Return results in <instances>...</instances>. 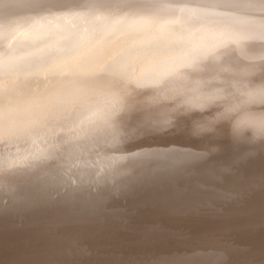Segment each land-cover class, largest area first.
<instances>
[{"label": "bare ground", "instance_id": "6f19581e", "mask_svg": "<svg viewBox=\"0 0 264 264\" xmlns=\"http://www.w3.org/2000/svg\"><path fill=\"white\" fill-rule=\"evenodd\" d=\"M84 2V0H78ZM209 0H96L106 15H120L118 9L151 11L152 5H169L160 11L165 19L179 20L186 31L197 34L205 47L229 53L237 63L258 62L264 54V11L245 7L260 0H227L239 7L198 11L203 19L187 20L186 9ZM95 11L88 12V19ZM77 22V21H75ZM176 35L155 31L134 34V40L153 57L176 47ZM241 57L244 59L242 60ZM247 57V59H246ZM188 64L178 72L163 74L158 83L147 88L163 89L147 97H138L135 84L129 85L131 97L158 106L170 104L179 97L195 103L212 92L220 75L204 67ZM134 90V91H133ZM145 91L142 95H147ZM127 99V98H125ZM160 108L142 109L133 119L124 121L128 133L138 120L158 119ZM117 151L84 155L75 167L85 190H112L113 195L102 211L90 206L84 194L72 195L63 187L45 185L43 171L54 168L49 162L33 172L31 156L43 145L0 142V259L36 258L37 249L26 248V242L59 239L83 254L94 253L101 264L133 261L135 264H157L191 257L210 250L224 240L233 239L251 249L250 256L233 257L235 264L264 260V194L252 193L247 186L264 180V153L235 163L238 151L227 141L222 150L206 159L197 153L217 143L213 137L199 139L187 131L137 134ZM144 150H172L170 159L183 162L153 161L137 167L135 177L122 175V165L131 164L127 157ZM112 151V152H111ZM160 167L155 172L151 169ZM127 184L123 188L121 184ZM195 202L191 211H178L173 205Z\"/></svg>", "mask_w": 264, "mask_h": 264}, {"label": "snow or ice", "instance_id": "6c2138e0", "mask_svg": "<svg viewBox=\"0 0 264 264\" xmlns=\"http://www.w3.org/2000/svg\"><path fill=\"white\" fill-rule=\"evenodd\" d=\"M244 6L264 11V0ZM168 7L154 4L151 11L136 12L118 9L121 14L112 16L106 15L110 11L102 10L96 0H23L19 8L0 19V142L13 145L39 141L43 148L31 156L30 167L36 171L56 162L54 168L43 171L42 182L63 187L72 195H86L95 211L106 207L113 192L85 190L75 172L77 162L84 155L117 151L125 135L129 139L144 135L161 123L149 116L136 121L128 133L122 130L124 121L132 120L135 112L151 106L132 98L129 85L147 88L158 83L163 74L178 72L188 64L198 65L209 57L219 58L213 48L202 44L196 33L186 31L184 23L163 18L158 10ZM236 7L239 5L227 0H209L185 11L191 22L203 19L197 15L198 11ZM92 11H95L92 19L109 26L110 32L155 31L176 35L175 44L180 50L158 68L126 76L125 65L106 48L100 47L95 53L92 49L81 50L84 38L73 30L74 22L87 20V13ZM250 66L254 67V62ZM171 151L129 154L127 160L132 163L121 166L123 177L134 178L137 167L153 161H167L168 166L182 163L180 159H170ZM159 170V166L151 169L153 174ZM121 186L128 187L126 183ZM247 188L252 193L264 194V180ZM195 204L172 207L191 211ZM25 247L37 249L41 254L36 258L0 259V264H101L93 258L94 253L83 254L58 238H37L26 242ZM251 254L249 247L227 239L189 258L157 264H235L233 257ZM246 264L257 262L250 259Z\"/></svg>", "mask_w": 264, "mask_h": 264}, {"label": "clouds", "instance_id": "9594fccd", "mask_svg": "<svg viewBox=\"0 0 264 264\" xmlns=\"http://www.w3.org/2000/svg\"><path fill=\"white\" fill-rule=\"evenodd\" d=\"M22 2L7 0L5 3V0H0V19L14 12ZM74 23L73 30L84 38L81 50L92 49L95 53L100 47L106 48L118 62L125 65L126 76L158 68L180 50L175 47L153 57L139 44L133 43L134 34L110 32L109 26L92 18ZM220 55L222 59L209 57L204 62L206 69L220 75L214 85L219 91L195 103L179 97L170 104L151 105L150 108L161 109L158 114L161 123L149 131L155 134L187 131L196 139L213 137L218 142L197 153L203 159L219 153L224 146L222 141L227 140L238 151L235 159L238 164L255 156L257 150L260 154L264 153V54L258 62H254V67L250 66L253 62L237 63L227 52ZM162 90L146 88L137 91L136 95L143 98ZM145 91L148 94L142 95ZM20 171L30 173L35 170L29 167Z\"/></svg>", "mask_w": 264, "mask_h": 264}]
</instances>
